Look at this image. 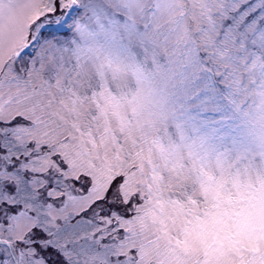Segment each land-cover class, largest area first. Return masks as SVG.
Segmentation results:
<instances>
[{
	"label": "snow or ice",
	"instance_id": "6c2138e0",
	"mask_svg": "<svg viewBox=\"0 0 264 264\" xmlns=\"http://www.w3.org/2000/svg\"><path fill=\"white\" fill-rule=\"evenodd\" d=\"M0 264H264V0H0Z\"/></svg>",
	"mask_w": 264,
	"mask_h": 264
}]
</instances>
